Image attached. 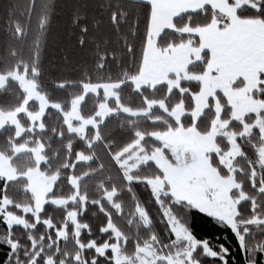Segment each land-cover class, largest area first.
Segmentation results:
<instances>
[{
  "label": "snow or ice",
  "instance_id": "1",
  "mask_svg": "<svg viewBox=\"0 0 264 264\" xmlns=\"http://www.w3.org/2000/svg\"><path fill=\"white\" fill-rule=\"evenodd\" d=\"M0 264H264V0H0Z\"/></svg>",
  "mask_w": 264,
  "mask_h": 264
},
{
  "label": "trees",
  "instance_id": "2",
  "mask_svg": "<svg viewBox=\"0 0 264 264\" xmlns=\"http://www.w3.org/2000/svg\"><path fill=\"white\" fill-rule=\"evenodd\" d=\"M195 226H196L198 229L207 230L206 226L203 225V222L200 221V220H196V222H195Z\"/></svg>",
  "mask_w": 264,
  "mask_h": 264
}]
</instances>
